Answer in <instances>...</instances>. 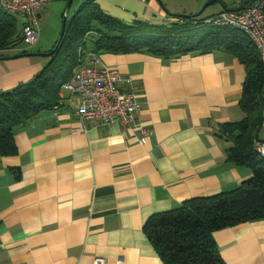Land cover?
I'll return each mask as SVG.
<instances>
[{
    "label": "crops",
    "instance_id": "crops-1",
    "mask_svg": "<svg viewBox=\"0 0 264 264\" xmlns=\"http://www.w3.org/2000/svg\"><path fill=\"white\" fill-rule=\"evenodd\" d=\"M87 1L125 24L176 20L156 0H77L73 14ZM252 1L218 0L205 17L222 5ZM96 55L119 72L117 87L136 95L135 121L128 128L82 123L74 114L77 94L61 90L56 106L15 131L16 154L0 155V264H94L96 258L116 264L120 257L125 264H165L143 233L145 221L188 199L234 190L251 176L246 166L227 161L230 143L217 135L221 124L243 117L245 67L236 57ZM34 56L41 55L0 53V93L42 69L45 60ZM139 127L150 130L144 144ZM213 238L224 264H264V219L217 230Z\"/></svg>",
    "mask_w": 264,
    "mask_h": 264
},
{
    "label": "trees",
    "instance_id": "trees-1",
    "mask_svg": "<svg viewBox=\"0 0 264 264\" xmlns=\"http://www.w3.org/2000/svg\"><path fill=\"white\" fill-rule=\"evenodd\" d=\"M192 15H171L176 20L169 25L139 20L125 24L102 12L98 5L83 3L67 18L63 37L42 69L29 82L0 93V155L16 154L15 131L57 105L61 85L81 62L85 64L90 53L142 52L160 58L214 51L231 54L245 67L238 102L243 117L221 124L217 135L230 143L225 151L227 161L246 166L251 176L234 190L188 199L177 208L150 216L143 225V233L165 264H224L213 233L264 219V156L254 146L255 141L264 144V137L259 138L264 127V68L256 47L244 33L208 25V17ZM21 27L16 15L0 8V53H32L23 44ZM194 29L200 31L192 32Z\"/></svg>",
    "mask_w": 264,
    "mask_h": 264
},
{
    "label": "built area",
    "instance_id": "built-area-1",
    "mask_svg": "<svg viewBox=\"0 0 264 264\" xmlns=\"http://www.w3.org/2000/svg\"><path fill=\"white\" fill-rule=\"evenodd\" d=\"M53 0H0V8L22 19L21 35L26 48L35 45L39 35L38 11ZM208 25L232 27L244 33L256 47L264 68V0H253L237 12L221 11L205 20ZM87 35L83 38L86 41ZM81 52V48H79ZM90 63L81 62L61 90L76 93L78 103L74 114L89 125L119 124L128 128L135 121L140 110V102L132 92L117 87L121 80L115 68L103 65L96 54H89ZM139 142L144 144L150 130L139 127ZM256 151L264 156V144L255 141ZM94 264H104V259L96 258ZM116 264H125L118 258Z\"/></svg>",
    "mask_w": 264,
    "mask_h": 264
},
{
    "label": "rangeland",
    "instance_id": "rangeland-1",
    "mask_svg": "<svg viewBox=\"0 0 264 264\" xmlns=\"http://www.w3.org/2000/svg\"><path fill=\"white\" fill-rule=\"evenodd\" d=\"M160 6L171 15H187L185 12L198 13L203 6L208 2L207 0H156ZM236 3L248 2V0H236ZM68 0H53L49 2L42 13L41 18H38L39 35L35 45L28 47L30 52L41 50V53L50 52L56 45L62 27V21L64 14L67 18H70L75 10L77 0H72L68 8L66 9ZM218 3V2H216ZM218 7L217 4L207 6L204 11L199 15V18H204L207 12L212 7ZM230 8V7H229ZM170 10V11H167ZM185 10V11H184ZM174 12V13H173ZM194 13V14H196ZM17 20L18 17L16 16ZM200 29H194L192 32H199ZM36 61H43L47 63L46 56H34L32 58ZM264 137V127L260 131L259 138Z\"/></svg>",
    "mask_w": 264,
    "mask_h": 264
},
{
    "label": "water",
    "instance_id": "water-1",
    "mask_svg": "<svg viewBox=\"0 0 264 264\" xmlns=\"http://www.w3.org/2000/svg\"><path fill=\"white\" fill-rule=\"evenodd\" d=\"M71 1L72 0H68L67 5H66V9L70 5ZM215 2H218V0H209L198 13L193 14L192 16L200 15L207 6H209L210 4L215 3ZM242 8H243V6H237V7H234V8H228L227 6L222 5L223 11L237 12V11H239ZM176 16H180L182 18H189L191 15H176ZM66 22H67V16L64 14L63 21H62L61 32H60V36H59L58 42L61 41V39L63 37L64 31H65ZM57 47H58V44L55 45L54 48L48 53H27V54H23V55H41V56L49 57L57 49Z\"/></svg>",
    "mask_w": 264,
    "mask_h": 264
}]
</instances>
